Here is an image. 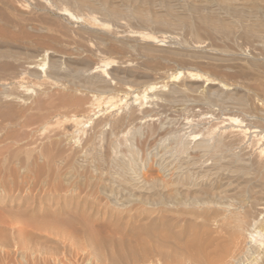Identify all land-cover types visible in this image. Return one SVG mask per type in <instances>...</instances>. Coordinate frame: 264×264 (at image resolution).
<instances>
[{"label":"bare ground","instance_id":"1","mask_svg":"<svg viewBox=\"0 0 264 264\" xmlns=\"http://www.w3.org/2000/svg\"><path fill=\"white\" fill-rule=\"evenodd\" d=\"M34 1L35 8L82 20L79 33L98 46L112 40L129 52L134 42L144 57L173 70L136 82L153 76L133 72L127 55L118 66L95 57L81 66L69 51L39 49L21 59L0 51V181L16 174L24 182L10 193L0 184V197L30 199L26 213L0 201L2 264H65L57 255L72 245L85 249L71 261L77 264H244L237 253L264 264V244L252 235L264 232V0H148L126 9L110 0ZM63 3L86 10L74 13ZM121 15L194 39L183 31H127ZM69 25L67 36L74 32ZM202 64L225 75L208 74ZM25 75L43 81L34 96ZM88 98L96 104L89 112ZM71 123L81 124L76 139L64 129ZM80 200L120 229L104 234L78 214ZM54 226L73 242L31 232H56Z\"/></svg>","mask_w":264,"mask_h":264},{"label":"rangeland","instance_id":"2","mask_svg":"<svg viewBox=\"0 0 264 264\" xmlns=\"http://www.w3.org/2000/svg\"><path fill=\"white\" fill-rule=\"evenodd\" d=\"M6 1L7 0H0V51L15 52L16 55L18 57H20V59L24 58L28 54L34 53L36 50H39V49L41 50V53L42 52H54L55 54H58V55L66 54V52L68 53V51H69L71 53L73 52L71 54V56L73 55L72 58H74L75 62L78 65H81V66L85 65L86 59L88 57L89 58L90 57L97 58L98 61H99V64H104L106 62L112 61L111 63H115L116 66L120 65L122 61L126 60L127 58L130 59V57H131L132 59H130L128 62H130V64L133 62L131 64V66H133V72H149L153 76V77H150V78H140L136 82H139V81L142 82V80H144L146 82H150V81H153V80L156 79V75H157V73L160 70L161 71H167L168 73L172 72V70H173V67H172L171 63H166L165 61H162V60L158 61V58L156 56H153L152 54L151 55L153 57L152 56L150 58L144 57V49L141 48L138 45H135L134 42H132L133 47L130 48L131 51L128 50L129 52H127V50L125 51V50L117 49L116 48V43L113 42L112 40L108 41V43L111 46H109V44L107 45V42L105 43L107 46H105L104 44H101V45L98 46L97 45V41H94L96 38L86 36V35H88L87 33L86 34L83 33V32L79 33L80 32L79 31V27H81L82 25H86V24H84V22L82 20L78 19L77 21L76 20H72L71 21L70 18L69 19H65V18L59 16L57 14V11L54 10V9L47 8V9L43 10V9L35 8L34 6H32V5H34L33 4L35 2L34 0H21L20 3L18 2L19 0H14L16 2L11 1L12 4H13L12 7L7 6ZM24 1H25V3H24ZM92 1H98V0H92ZM110 1H113L115 5H118V8H120V9H124L125 8L126 9V8H131L133 6H138V4L141 5L143 2H145L144 4L146 5V2L148 0H110ZM13 2L15 3V5H14ZM21 2H23V4ZM131 3H133V4H131ZM20 4H22V6ZM63 5H66L67 7L72 6V7H70V9L74 13H78V14H82L83 13L80 10L81 9L83 10L84 8L80 9V8L74 6V5H71V4L68 5V3H63ZM85 10L86 9H84V12H85ZM110 19H111V22H110ZM106 20H107V22L110 23V25L106 26L105 30L103 29V27L101 29L104 30L105 32L109 33V32L112 31L111 27H112L113 19L111 17H109V18L107 17ZM134 20L135 19H130V18L124 16V15H121V19H120V21L125 22V24H126L125 25L126 26L125 30H127V31L128 30L141 29V28H145V30H148V31L150 30L152 32H154V30H155L156 33L158 32V30H161L162 32L163 31H167V28H162V29L159 28L158 29V28L153 27V26L143 25L140 22H138L136 20L134 21ZM81 21L83 22V24L80 23ZM22 22H24V23H22ZM129 22H131V23H129ZM66 25H69V27L71 28V31H74L73 33L71 32V34L69 36H67L65 34V31H64L65 30L64 27ZM168 29H169V31H167V32L180 33L181 31H183L182 33H183L184 39L185 38L186 39L187 38L190 39V40H187L189 42L191 41V39H194V38H191L192 35L190 36L186 32L184 34V30H182V29H175V28H168ZM76 34L77 35L81 34L83 36H79V35L77 36ZM69 38H70L71 41L76 39L75 41L79 42L81 40L80 42L83 43V46H84V43H85L84 48L83 49H77L76 48L77 44L74 43V42H70ZM88 40H90V41L88 42ZM203 41L206 42V44L209 43L208 39H203ZM93 42L94 43L96 42V43L94 44ZM168 42H164L165 45L174 44V43H172V41H168ZM113 43H115V44H113ZM73 44L75 45V47H74ZM87 45H89V46H87ZM103 45L106 48H102ZM112 46L114 47L113 49L116 50V51L113 50V52H112V50H111ZM245 46L247 48L248 45H245ZM107 47H110V48H107ZM134 47H136V49H134ZM90 48H91V50H90ZM92 48H93V50H92ZM132 48L134 49V52H133ZM56 49H58L59 51L56 50ZM83 50H85V51L83 52ZM87 50H90V51H87ZM91 51H93V52H91ZM135 52H136V54H135ZM126 53H128V54H126ZM126 55H127V58H126ZM163 57H165V56H163ZM84 58H86V59L84 60ZM5 59H7V58H2L1 60H5ZM100 60L103 61V62L100 63ZM113 60H114V62H113ZM133 64L137 66V67L135 66V70H134V65ZM210 65H211V67H210ZM210 65H203L202 64L201 67L199 65L198 68L200 67V69H202V67H203L202 71H204V72L206 71L208 74H211V75H214V73H215V75H218L220 77L225 75V74L222 73V68H220V67H216L215 68V66H213L212 64H210ZM46 67L47 66L44 65L42 67V69H45ZM213 69H215V71ZM220 71H221L222 74H220ZM226 77H228V78H226ZM222 78H223V80H226L229 83L235 82L237 80V78L236 79H235V77L231 78L228 75H226V76H224ZM231 79H234V80L231 81ZM126 80L129 81V82L131 81L130 77H128ZM34 81H36V80L28 77L27 75L24 76L23 84H24V86H26L28 88V91H29L30 95L32 94L31 96H34L36 93H38L39 88L41 90L42 87H43V81H39V82L38 81L34 82ZM161 81H164V80H161ZM129 82H128V84H130ZM90 99L88 98V100H87L88 102L86 101L87 103H85V104H87L86 105L87 107H85L86 111L88 109L87 112H89L92 108H94V106H96V104L92 100V98H90ZM89 101H90V103H89ZM104 104L105 103L100 104L99 108H105ZM89 105H92V106L88 107ZM99 108L95 107V111H97ZM86 111L84 109V115L87 114ZM84 122H85V117L84 118L81 117V124L82 125L84 124L85 127L87 128V125H89V122H87V123L86 122L84 123ZM81 124L80 125H74L72 123L71 124H67V125H64V129H65V131H67L68 133H71V134L74 132L72 135L74 137L75 136L78 137L79 134L81 135V133H82L81 130L78 129L81 126ZM75 139H76V137H75ZM10 179L6 178V180L0 181V184H2L3 187L7 188V191H9L8 193H10L11 190L13 191L16 187H21L24 184V182L22 184L21 178L18 177L16 174L11 175ZM20 195L21 194H15V195L8 194V196L5 197V198L3 197V199L0 197V201L4 202L6 205H11L13 208H17L18 207V209H20V211L22 209L26 213V209H25L24 205H26L28 202H30V199L27 196H25V195L24 196H20ZM46 200H47L46 196H43L42 198L36 197L34 203L31 206V209H29V210L31 212H33V211L36 212L37 211V206L40 205V202L43 205L44 202H46ZM50 201H53V200L50 199ZM72 202H73V204L76 203L75 200H72ZM69 203H70V200H66L65 203L62 204V205H67ZM76 209H77V212H78L79 215L85 217L89 222H93L92 224H94L95 226L99 227L104 234H113V233L117 232L120 229V226L116 227L114 225H110L108 223V221H107L106 216L103 217L102 214L95 215L94 207L91 209L90 208V203L84 204L83 201L80 200L78 205L76 206ZM3 215H4V217H5V219L7 221L13 220V217L9 216L7 213H3ZM114 227H116V228H114ZM47 228L48 227H46V229L45 228H42V229L41 228H38V229L36 228L34 230L31 229V232L34 235H36L38 237H41V238L49 237V238H55V239L63 240L66 243L67 242L68 243H72L73 242V240L71 239L72 237L67 232L62 231V230H60L59 228H56V227L55 228H56L57 231L56 232H54V231L52 232V231H50V229L48 230ZM111 232H113V233H111ZM57 234H59V235H57ZM64 235H65V238H64ZM252 235H253V238L255 239L256 242H262L264 244V232L263 231H260L258 233H252ZM16 236H17L16 238L18 240H20L22 234H17ZM245 236H247V235H245ZM247 238H248V236H247ZM244 239L245 238H243V240ZM71 240H72V242H71ZM23 246H24V244L23 245L21 244L18 247H20L19 249H21V250L23 249L24 250L25 246L24 247ZM75 246L76 245H72V248H71L72 252L71 251H69L70 253L69 252H67V253L61 252V253H58L57 256L58 257L60 256V258L63 257L64 259L63 258H61V259L63 260L64 263L67 262L65 264H74L75 262H79V260H77V259L80 256H83V254L85 253V249H83V251H82L80 249L81 247L78 249V246H76V248H75ZM263 250H264V247L259 248V254L260 255L263 254ZM237 254L238 255H235V257H238L241 260H243L244 264H259V262H260L259 260H256L255 258L243 257V256H241L240 253H237ZM76 256H77V258H75ZM239 256H241V257H239ZM71 261H75V262H71ZM0 264H2V261H0ZM75 264H77V263H75Z\"/></svg>","mask_w":264,"mask_h":264}]
</instances>
